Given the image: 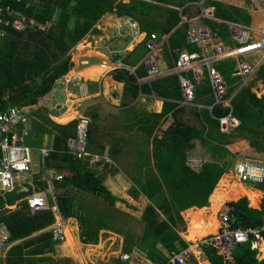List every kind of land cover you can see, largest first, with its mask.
Segmentation results:
<instances>
[{
    "label": "trees",
    "instance_id": "16d2710c",
    "mask_svg": "<svg viewBox=\"0 0 264 264\" xmlns=\"http://www.w3.org/2000/svg\"><path fill=\"white\" fill-rule=\"evenodd\" d=\"M195 1L200 0H130L129 2L123 0H38L36 3L30 0L11 1L14 8L22 10L41 22L49 21L50 25L44 31L32 29L22 32L8 28L6 35L0 36L6 37L3 47L0 48V111L10 105L37 104L40 97L51 91L57 79L65 75L74 65L70 57H64V53L68 52L89 32L99 33L96 24L109 12H116L120 16H132L140 23L141 29L147 31L148 35L152 32H157L160 36L168 34V43L164 50L167 61L171 64L173 57H176L175 49L187 48L191 51L196 49V45L188 42L189 23L182 21L179 9ZM210 3L215 6V18H204V21L224 41L230 38L227 21L250 25L251 15L242 8L226 5L217 0H210ZM159 12L164 14L162 20L158 19ZM72 18L76 19V24L73 28H69ZM30 39L35 40L36 45L30 56H19L20 42ZM53 48L58 51V55L52 54ZM133 53L134 51L129 55ZM234 59L230 58L229 61L225 60L217 64L230 85L229 94L233 92L230 89L231 85L237 87L241 79L239 75L234 74L236 66ZM125 61L129 63L128 60ZM83 71L84 69L78 74H83ZM146 75L147 70L143 63L136 68L135 72L124 68L116 70L113 74L115 79L125 83V96L129 95L132 99H136L141 92L151 94L156 91L160 96L167 98L161 112L152 114L142 112L135 121L127 123L129 127H136L152 135L160 126L163 117L177 105L171 99L183 100V94L177 73L140 82V79ZM257 78L264 84V65L259 67ZM206 82L207 85L204 88H200L197 84V95L211 92L208 77ZM7 91L10 92L8 96H6ZM208 102L211 105L214 104L213 96L208 99ZM231 105L233 115L240 120L236 128L238 133L249 138L251 146L258 147L257 136L261 135L264 139V95L257 96L252 91L251 85L247 84L234 95ZM42 109L43 107H39L33 110L31 120L36 118L42 120L36 119V124L33 126L35 129L54 132L51 149L45 157V165L49 168H68L71 173L82 170L78 176L73 174L64 176L63 180L58 182V186L72 185L89 190L114 205L117 196L105 186L102 174L88 169L85 161L77 158L69 148V139L77 135L78 119L67 124H58L47 114H42ZM230 110V107L218 104L213 105L210 111L205 110L207 140H204V143L217 157L232 154V150L228 147L232 142L226 138V134L222 133L219 127V117L228 114ZM93 118L96 119L97 114ZM91 127H89L88 134L89 148L92 142ZM251 134L252 138L249 136ZM198 135L199 131L196 127L175 120L164 130L162 136L153 137L151 156L146 155L145 150L140 151L138 167L147 172L145 171L143 179L133 177V182L137 185L129 194L133 198L144 195L151 201L143 211L145 227L137 245L148 258L155 262L167 261V252L178 251L189 245V242L181 235V232L187 228L182 211L193 206L209 205L210 195L222 175L229 170L230 162L227 160L223 162L219 159L205 161L199 170L188 164L187 150L191 141ZM111 155L114 157L113 153ZM40 183L43 182L40 181ZM258 188L264 190V183ZM259 195L260 193L258 197ZM71 199L64 195L58 197L57 203L65 217L74 216L76 213ZM24 201L20 208L5 209L1 216V220L9 228L11 240L20 239L8 250L5 263L53 264L51 261L46 263L51 258L45 256V253L54 250L56 243L51 232L46 230L53 223L54 215L51 210L45 208L32 210L28 200ZM257 201L252 203L256 204ZM228 204L233 207L237 225L257 227L264 223V198L260 209L250 206L247 196L228 201ZM4 205L5 202L0 196V207ZM79 221L82 241L98 243L100 230L107 225L104 220L98 217L94 220L90 215H80ZM159 244L163 248L159 247ZM130 250L132 247L127 244L124 251ZM203 251L207 258L203 264H226L223 256L213 246L204 244ZM228 264H264V258H258V250L252 247V239H250L237 246L234 262Z\"/></svg>",
    "mask_w": 264,
    "mask_h": 264
},
{
    "label": "built area",
    "instance_id": "2783aa9c",
    "mask_svg": "<svg viewBox=\"0 0 264 264\" xmlns=\"http://www.w3.org/2000/svg\"><path fill=\"white\" fill-rule=\"evenodd\" d=\"M11 1L20 0H0V36H5L7 29L16 31H28L38 29L47 30L50 22H41L35 17L27 15L20 9L14 8ZM212 7L202 9L198 18L192 20L187 29L188 42L201 47L200 50H188L186 48H177L174 50L175 72L179 76V81L183 94V101L193 103L196 100V85L194 79H199L207 74L212 88L214 104L230 107L228 114L219 117V127L222 133H230L235 130L240 120L232 113L231 98L229 97V83L224 75L215 65L218 58L237 57V66L234 74L239 75L246 82L255 72L253 63L247 60L244 55L256 50L264 51V30L259 34L248 26L236 21H227L228 32L232 47L226 45L219 39L220 37L213 29L204 21L205 17L213 16ZM122 23L128 28L132 35L137 34L140 29L139 22L132 16L125 15L122 17ZM158 34L152 32L145 39L147 54L143 58V65L147 70L149 78H155L161 74L159 66L160 44ZM212 46V55L207 53L206 46ZM191 70L194 79L187 76L184 72ZM75 74V73H74ZM70 80L79 83L82 79L79 75H73ZM78 81V82H77ZM80 88L85 89L86 84L80 83ZM37 105V104H34ZM34 105H10L6 109L0 111V196L6 192L14 190L16 187L20 189H28V184L34 186L36 180V171L33 163V148L26 142L29 134V124L31 109ZM213 105L210 106L212 109ZM37 109V108H36ZM30 115V116H29ZM91 120L87 116L78 119L77 135L69 139V148L77 158L85 161L88 169L103 174L109 167L115 165V161L110 152H95L89 149L88 134ZM50 150L46 148L40 149L42 159L48 155ZM44 182L50 188L56 182L63 179V174L58 173L53 168L44 165ZM234 174L238 181L246 184H262L264 183V160L257 157H245L239 159L234 165ZM39 196L30 197L28 200L32 210L36 201H42ZM6 207H14V205L5 203ZM41 208L49 209L54 215L53 223L46 228L52 234V238L56 243L65 242L69 236L68 219L63 215L56 200ZM40 208V209H41ZM217 228L214 232L206 234L199 239L189 242L187 247L178 251L168 253V260L163 262H155L147 257V255L137 248L130 251H122L117 256L119 264H191L195 259H199L203 251V245H211L217 249L225 260V263L234 262V253L238 245L252 239V247L261 252L262 244H264V223L257 227H243L236 223V216L233 207L224 202L217 211ZM181 235L186 239L185 232ZM13 245L11 233L6 223L0 219V257L6 256L8 250ZM259 258V256H258Z\"/></svg>",
    "mask_w": 264,
    "mask_h": 264
},
{
    "label": "rangeland",
    "instance_id": "374dc122",
    "mask_svg": "<svg viewBox=\"0 0 264 264\" xmlns=\"http://www.w3.org/2000/svg\"><path fill=\"white\" fill-rule=\"evenodd\" d=\"M249 3L256 5L258 2L256 0H247ZM30 2H38V0H30ZM124 2H128V0H124ZM200 2V1H199ZM163 12L158 13V19L163 17ZM76 24V19L72 18L69 23V28H73ZM104 36H96L89 32L84 36L77 44L73 45L70 50L64 53V57H70L73 61L74 65L71 69L65 74L71 75L72 73H80V71L73 70L75 66V60L85 54H81L86 49L94 48L98 52L107 55L111 60L122 57L126 53V50L122 53H112L109 51L107 46H109L112 50H123L126 45L129 43L128 38H123L117 34V31L114 26H110L109 30L106 32ZM256 34V33H255ZM26 36V35H25ZM6 37H0V48L3 47L4 41ZM230 39V38H229ZM229 41V40H228ZM35 40H24L20 42L18 46L19 56L27 57L30 56L32 50L35 48ZM52 54L54 56L58 55V51L53 48ZM97 65V64H95ZM89 68H85V70ZM86 70V71H87ZM72 72V73H71ZM87 73V72H86ZM85 73V74H86ZM84 74V73H83ZM256 75V74H255ZM254 78L248 82L251 85L252 91L259 92L257 96H262L260 86L257 84L258 78ZM82 80L79 83H75L74 80H70V78H59L57 79L58 83L62 85H67L70 89L75 90L76 88L80 90V83L84 82L88 83L89 78H81ZM91 78L90 80H92ZM56 81V82H57ZM55 82V83H56ZM78 82V81H77ZM247 85V83L245 84ZM96 89V88H95ZM231 91L235 92L237 89L234 86H231ZM236 89V90H235ZM10 94L9 91L6 92V96ZM44 106V105H42ZM94 106V105H93ZM92 105L85 107L82 110L83 115L88 116L91 120L90 126H92V142L90 144V150L95 152H110L114 155L115 165L108 169L105 173H103L102 179L105 186L111 190V192L117 196V201L114 205L110 204L102 196L94 194L93 192L76 188L72 185L70 186H58V182H56L53 186L46 189L44 183L41 184L43 187V191L45 193L46 204L50 205L55 200L58 201V197L60 195L71 197V201L73 204L74 211L76 212L74 216L66 217L68 219V224L70 230L73 229V226H79L80 228V215H90L94 220L96 217L101 218L106 223V227H103L99 233V241L96 244L92 245H83L79 241V238H72L68 236V241L65 243L54 245V250L45 253V256H48L51 259H48L46 263L52 262L53 264H103L106 261L115 262L117 260L118 253L122 250L124 251L125 246L128 244L132 248H137L141 250L139 245H137L138 240L140 239L141 234L143 233L145 227V221L143 219V211L145 207L151 203V201L146 198L144 195H139L137 197L130 196L129 192L132 188L137 185L133 182V177L144 178L145 169H140L138 167V160L141 157L140 151L145 150L146 155H152L153 148V137L154 136H162L164 132V128L161 125L157 128L156 132L152 135H149L146 132L141 131L136 127H129L127 123H121L117 121H110L107 117L103 120H98L92 118L96 114V110ZM206 109H200L197 106L186 104L182 111L177 115V119L183 122L186 125L194 126L198 129L199 135L197 138L193 139L190 143L189 149L191 150V155L196 156L198 158L199 163H203L205 161L219 159L221 162L227 160L230 162L229 170L224 173L221 177L230 180L231 183H240L237 177L234 174V165L239 159H243L245 157H257L264 160V139L262 136H257L258 139V147H253L250 145L249 138H245L241 134L238 133V130L235 129L230 133H225L226 138L231 140V142H235L237 140L240 141L241 147L239 151H232V154L217 157L212 154L209 146L205 145L204 140H207V128H206ZM42 114H47L49 112L48 106L46 105L42 109ZM92 112V117L90 114ZM122 113V110H121ZM30 116V115H29ZM49 116V115H48ZM39 121H42L40 118H36ZM36 119L31 122L32 130L27 136L28 143L30 142L34 146H40L43 142L41 130H36L33 126L36 124ZM30 125V124H29ZM252 138V134L249 135ZM229 146V145H228ZM250 146V148H249ZM34 161L37 162V179H41L44 176V166L43 159L39 160L40 155L36 154L34 151ZM57 172L63 174V176L73 174L78 176L82 173V170L79 169L76 172H70L68 168H56ZM147 172V171H146ZM142 178V179H143ZM220 179V180H221ZM63 180V179H62ZM61 180V181H62ZM219 180V181H220ZM219 183V182H218ZM241 184V183H240ZM254 187H260V184H252ZM244 196V195H242ZM246 196V195H245ZM227 200L228 201H231ZM235 200V199H233ZM43 201V200H41ZM24 200L19 201L15 207H0V219L1 216L5 212V209L15 210L23 206ZM12 205V204H11ZM219 210V209H218ZM217 210V211H218ZM210 211L209 213H211ZM182 215L185 219V227H190V221L187 218V213ZM210 214L206 216L209 218ZM184 228V227H182ZM81 231V230H80ZM73 233V232H72ZM38 234V233H37ZM186 240L193 242L194 240L189 239L188 236H185ZM199 239V238H197ZM196 240V239H195ZM19 240H13V243H16ZM135 242V244L133 243ZM82 243H85L82 241ZM88 244V243H86ZM163 248L161 244L158 245ZM143 252V250H141ZM145 253V252H144ZM146 254V253H145ZM5 257H0V264L5 263ZM207 259L205 254H202L199 259H195L191 264H200L201 261ZM199 262V263H198Z\"/></svg>",
    "mask_w": 264,
    "mask_h": 264
},
{
    "label": "crops",
    "instance_id": "0c3cea01",
    "mask_svg": "<svg viewBox=\"0 0 264 264\" xmlns=\"http://www.w3.org/2000/svg\"><path fill=\"white\" fill-rule=\"evenodd\" d=\"M129 1L130 0H128V2ZM217 1H220L226 5L238 6L242 8L243 10L247 11L251 15V23L249 27L256 34H259L260 31L264 30V0H256L258 2L256 5L249 3L247 0H217ZM206 7H209V8L212 7L214 8V10H213L212 17H205V18H215L214 17V11H215L214 4L210 3V0H200V2L199 1L189 2L179 8L181 12V16H182V21L183 22L187 21L190 24L192 20L200 16L202 9H205ZM122 17L124 16H120L116 12H109L105 14L101 19H99V21L96 24V27L99 29L100 32L99 33L92 32V33L95 36L96 34H98V36L102 37L105 34H107L106 32L109 30V27L111 25L114 26L117 31V34L123 38H128L129 43L128 45H126V47L123 50L121 49L112 50L109 46H107V48L109 49L110 52L115 53V54L122 53L123 51L126 50V53L124 54V56L111 60L109 57H107V55L98 52L94 48L86 49L81 54L96 55V56L102 57L105 61L103 64H97V65H92L90 67H87L89 69L88 70L86 69L87 71L85 70L84 74L75 73L79 75L81 78H89L88 83H86V88L80 89V90L76 88L75 90H72L67 85L64 86L58 83L57 81L54 84L51 91L48 92L43 97H40L37 105L32 106L31 109L44 107L45 105L46 107L48 106L49 117L58 124H67L74 119H79L80 117L85 116L83 115L82 110L89 105L90 106L94 105L93 107L96 110V114H97L96 119L98 120L100 119L104 121V119L108 117L110 121H117L121 123H130V122L135 121L137 119V116L140 115L142 112L152 114L154 112H161L163 110L164 101L167 100V98L160 96L156 91H154L151 94L141 92L139 93L136 99H132L129 95L125 96L124 94L125 83L123 81H119L115 79L113 76L116 70H121L124 68L129 69L131 72H135L136 68L142 64L143 58L147 54V47L145 43L146 42L145 39L148 38L147 31H143L140 27L141 30L137 34L135 35L130 34L128 28L125 26V24L122 23ZM159 20H162V19H159ZM158 36H159L158 40L160 44L159 66L161 69V74L157 77L162 78V77L169 76L171 74L176 73L174 70L175 69L174 68L175 67V57H173V59L171 60V64L167 61V58H166L167 57L166 51L164 49H165V45L168 43L169 35L165 34V35L160 36L158 34ZM219 39L226 45V47H232L231 39H229V41H224L221 37ZM200 49L201 47L196 45L195 50H200ZM206 49H207V53L209 55H212V46L208 45L206 46ZM132 51H134V53L129 55V53ZM244 57L247 60H249L251 63H253L255 67V72L253 76L249 78L246 82L244 81V79L243 80L242 78L240 79V82L238 86L236 87L237 90L235 89L236 90L235 92H232L229 94V97L231 98V100L233 99L234 95L239 91L240 88H242L246 83L248 84V82L254 78L255 74H256L255 77L257 78V71L259 67L261 65H264V51L263 50H256L253 52L246 53ZM231 58L233 59L235 58L234 60H236V66H237L238 58L237 57H231ZM229 59L230 58H224V57L218 58L217 60H215V65L217 66L218 63L225 61V60L229 61ZM125 60H128L129 63H127ZM108 61H110L111 63H109ZM134 61L136 62L134 63ZM184 73L187 76L194 79L193 72L191 70H186ZM75 74L72 73L71 75H69L68 73L67 75H63L60 78H71ZM207 77H208L207 74H205L199 79H194V81L200 86V88H204L205 85H207V82L205 83V80ZM91 78L93 79L90 80ZM155 78H149L146 75L140 79V82H147ZM257 84L260 86L261 93H263L262 95H264V84L262 80L258 79ZM256 92L257 94H259L257 90ZM212 96L213 95H212V88H211V92L209 93H204L201 95L196 94V100L193 103H186L183 100H179V99H171L175 101L177 105L172 109V111H170L169 113H167L165 117H163L162 122L160 124L161 127H163L164 130H166L171 123H173L175 120H179L177 119L178 118L177 115L179 114L180 111H182V109L184 108L186 104L197 106L200 109H208L210 111L211 103L208 102V99L210 97L212 98ZM223 107H226V106H223ZM121 110H122V113H121ZM90 117H92V112L90 114ZM31 122L29 125V133L33 129ZM42 132H43L42 134L43 142L40 146H34L31 143H28L26 139V142L30 144L33 148L32 155L34 154V151H35L36 154L41 156L39 158L40 161H42V154L40 152V149L46 148L50 150L52 143H53V138H54V132L52 130H50V132L48 131H42ZM240 141L237 140L235 142H232L231 144H229L228 147L232 151L237 152L239 151L241 147ZM187 153H188V156H187L188 164L192 166L194 169L199 170L203 163H199L200 160H198L196 156L191 155L192 152L190 149L187 150ZM43 161H44L43 163V166H44L45 159ZM33 163H34V169L38 173L37 167H36L38 161L37 162L34 161V155H33ZM52 168L56 170V168L54 167ZM37 173H36V180H35L34 186L39 187L42 185L38 184L41 181V179L39 180L37 179ZM43 178L42 180H44ZM42 182L45 184L44 181ZM241 184H243L246 188L250 190L257 191L260 193L256 204L252 203L248 194H242L248 197L250 206L260 209L263 198H264V190L258 187H254L253 185H250V184H246V183H241ZM242 195L240 197H242ZM41 197L42 199L40 200H43L42 205L47 203L46 202L47 198H45L44 191H42V193L40 194V198ZM210 206H211V202H210V197H209V205H207L206 207H210ZM190 208H201V207L193 206ZM190 208L185 209L184 211H182V213L183 214L185 213V216H186V213ZM188 220L190 221V218H188ZM72 228L73 229L69 231V235L73 239L76 237V238H79V241H81L79 226L78 225L73 226ZM188 230H189V227H187L186 230L184 231L186 236H188ZM67 241H68V238L65 242ZM65 242H62V243H65ZM80 243L83 245L93 244V243L92 244L82 243V241ZM57 244H61V243H57ZM260 250L261 252H259L258 256H259V259H262L264 258V251L262 249ZM120 252H122V250ZM120 252L118 253V255L120 254ZM168 253L169 252H167V254ZM106 262H111V261H106ZM112 263L119 264L118 258L115 262H112ZM203 263H204V260L200 262V264H203Z\"/></svg>",
    "mask_w": 264,
    "mask_h": 264
},
{
    "label": "bare ground",
    "instance_id": "6f19581e",
    "mask_svg": "<svg viewBox=\"0 0 264 264\" xmlns=\"http://www.w3.org/2000/svg\"><path fill=\"white\" fill-rule=\"evenodd\" d=\"M225 178V177H224ZM222 178L210 196V207L190 208L187 217L190 218L188 237L191 240L212 233L217 228V210L230 199H238L242 194H248L252 202H256L258 192L250 191L243 184L231 183L230 180ZM212 211L211 213H209ZM210 214L209 218H206ZM261 249L264 251V244Z\"/></svg>",
    "mask_w": 264,
    "mask_h": 264
},
{
    "label": "water",
    "instance_id": "95a60500",
    "mask_svg": "<svg viewBox=\"0 0 264 264\" xmlns=\"http://www.w3.org/2000/svg\"><path fill=\"white\" fill-rule=\"evenodd\" d=\"M104 62L105 61L102 57L85 54L75 60V66L73 67V70L79 71L95 64H103ZM108 62L111 63L110 61ZM27 187L28 189H20V187L18 186L14 190L6 192L2 196L3 201L7 204L16 205L21 200H25L27 198L35 196L40 197V194L44 190L42 186L36 187L32 184H28ZM45 188L48 189V185H45ZM41 206L42 205L40 201H36L33 208L40 209Z\"/></svg>",
    "mask_w": 264,
    "mask_h": 264
}]
</instances>
